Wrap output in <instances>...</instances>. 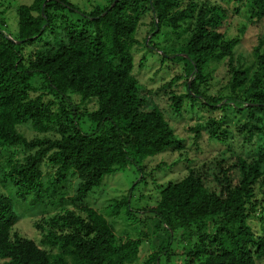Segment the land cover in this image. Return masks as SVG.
<instances>
[{"label": "trees", "instance_id": "16d2710c", "mask_svg": "<svg viewBox=\"0 0 264 264\" xmlns=\"http://www.w3.org/2000/svg\"><path fill=\"white\" fill-rule=\"evenodd\" d=\"M3 2L0 16L6 11ZM105 2L90 12L68 0L20 5L12 39L0 17V260L4 264L138 260L141 239L117 242L107 219L80 203L105 176L182 149L162 112L156 107L142 110L145 102L133 69L136 47L156 51L152 38L162 28L183 27L186 42L176 58L184 64L185 93H172L173 111L181 116V103L187 100L202 115L191 130L195 135L204 132L209 140L225 145L234 132L246 155L221 152L198 169L186 167L188 160L179 162L186 175L161 185L156 206L149 209L165 238L143 264H162V255L168 261L167 247L174 234L195 238L183 264H264V41L255 47L251 66L234 65L239 40L219 33L227 26L229 13L215 0ZM239 2L247 6L251 23L264 20V0ZM73 13L80 16L77 21L70 18ZM146 18L150 39L140 43L137 32ZM144 62L142 57L138 68ZM223 63L228 80L211 95L205 85L213 66ZM87 104L94 109L87 111ZM83 116L93 126L88 132L81 128ZM23 127L39 134L54 130L55 136L28 139L20 132ZM45 167L55 169L47 182ZM69 177L77 180L71 198L65 194L67 187H57ZM2 182L13 193H6ZM15 203L43 207L42 213L50 206L56 211L44 225L34 224L39 244L16 232ZM120 205L128 208L127 199Z\"/></svg>", "mask_w": 264, "mask_h": 264}, {"label": "rangeland", "instance_id": "374dc122", "mask_svg": "<svg viewBox=\"0 0 264 264\" xmlns=\"http://www.w3.org/2000/svg\"><path fill=\"white\" fill-rule=\"evenodd\" d=\"M33 1L5 0L2 3V8L6 11L0 17L4 18L6 22L4 30L11 39L16 36L17 31V7L30 5ZM68 1L75 8L85 12H90L96 7L106 6L105 0ZM212 1L210 0V2ZM215 1L229 13L227 26L220 28L219 33L224 34L227 38H237L239 40V44L234 50L235 62L233 64H242L244 67L251 66L255 62V47L258 46V42L264 41V20L255 24L251 23L248 19L247 6L244 7L239 0ZM70 18L77 21L80 16L73 13ZM137 37L140 43L144 38L150 39L149 18H146L144 23L140 25ZM186 37L183 27L177 30L167 27L162 28L152 38V44L157 46L156 51L149 52L143 48V45L135 48V67L133 69V74L141 86L139 96L145 102L142 110L150 112L153 107H156L162 112L176 137L182 141V149L177 150V152L158 154L138 162L137 165H130L122 172L105 176L101 184L92 189L80 203L82 207H90L107 219L114 229L117 242L125 241L127 238L142 240L139 257L134 264H143L148 255L158 250L165 238L163 229L156 227L158 226L157 217L149 209L156 206L161 185L181 179L186 175L185 166L179 162L188 160L189 163L186 164V167L192 166L198 169L202 164L216 160L221 152L246 155L245 147L241 145V140L234 137V132L232 133L234 139L225 145L209 140L204 132L195 135L191 130L198 126L202 115L198 111L200 108L191 109L187 100L181 103V116L174 113L173 102L171 101L172 93L176 95L185 93L184 82L186 77L182 70L184 64L181 61L178 62L176 57L180 55V49L185 44ZM142 57L145 58V62L138 68ZM213 70L211 80L205 85L211 95L220 92L228 80V66H226V63L217 67L213 66ZM77 102L79 103V100ZM84 107L87 111L94 109L93 104H87ZM230 118H233V116H230ZM241 121V123L244 122ZM81 122H84L81 128L88 132L92 125L89 124L87 117L83 116ZM234 124L236 122L229 124V126L233 127ZM20 132L28 139L43 135L55 136L54 130L46 134H39L31 128L23 127L20 128ZM46 170L45 167L43 170L45 172L44 182L55 176V169ZM142 177H144L143 180ZM1 186L6 187V193H13L5 183L2 182ZM76 186L77 180L72 177L66 178V180L57 184V187H67L65 194L68 198L74 195ZM126 199L128 208H125V205H120ZM118 206H120L119 209H117ZM45 209L46 213L44 212V214L42 213L43 207L31 209L25 204L15 203V210L19 218L16 232L20 236L39 244L40 235L35 230L34 224L39 222L44 225L45 221L56 212L51 206ZM194 242V237L190 239L174 234L167 247L171 253L169 260L166 261V256L162 255V264H183L184 253ZM0 264H4V261L0 260Z\"/></svg>", "mask_w": 264, "mask_h": 264}]
</instances>
